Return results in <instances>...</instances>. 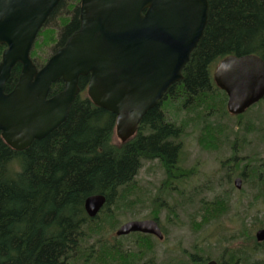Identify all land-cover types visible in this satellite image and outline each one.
<instances>
[{"label": "trees", "instance_id": "1", "mask_svg": "<svg viewBox=\"0 0 264 264\" xmlns=\"http://www.w3.org/2000/svg\"><path fill=\"white\" fill-rule=\"evenodd\" d=\"M79 2L74 0L69 6L70 17L59 19L58 38L55 29L45 24L39 31L30 52L37 67L48 58L39 61L38 53L48 46L53 53L78 29ZM63 3L59 1L46 22ZM208 4L203 33L182 69V79L146 111L136 133L125 142L116 140L115 115L88 97V76L79 77V93L66 119L45 137L33 140L23 150H14L0 135V264H159L150 251L153 243L149 236L127 235L132 236L133 247L128 249L122 247L120 237L103 238L104 233L116 230L119 216L127 210L145 207L144 199L134 200L143 188L135 179L143 163L158 160L167 182L184 179L192 171L179 164L183 139L193 131H198L196 141L201 150L219 151L227 144L231 154L242 151L249 135L256 134L251 122L254 117L245 125L242 122L246 112L261 100L243 114L230 115L226 94L214 83L213 71L229 55L255 54L264 60V0H208ZM3 48L0 45V58ZM20 68L18 63L12 68L6 91L16 83ZM63 85L62 80L51 84L49 95L62 90ZM226 117H235L236 124L229 127L223 123ZM190 126L193 131H188ZM245 160L246 180L255 190L253 202L264 201V157L250 152ZM239 164V160L227 158L223 166L228 167V177L231 171L239 174ZM95 194H102L105 202L91 218L83 205L86 197ZM159 198H149L157 209ZM214 204V208L209 206L213 214L196 229L226 212L227 203ZM252 221L241 222L245 237L222 234L218 240L221 247L235 240L242 242L230 249L224 246L216 257L210 246L198 245L195 255L206 260L183 255L166 264H203L209 259L219 264H264V242H257L253 233L264 223L257 218Z\"/></svg>", "mask_w": 264, "mask_h": 264}, {"label": "water", "instance_id": "2", "mask_svg": "<svg viewBox=\"0 0 264 264\" xmlns=\"http://www.w3.org/2000/svg\"><path fill=\"white\" fill-rule=\"evenodd\" d=\"M60 0H0V135L14 150H23L65 119L79 93L78 80L88 76L87 95L115 115L121 142L132 137L146 111L182 79V69L200 39L208 0H80L79 26L64 44L37 67L30 57L36 37ZM20 64L14 86L6 91L11 70ZM63 89L49 96L51 84ZM226 94L231 115L244 113L264 97V60L255 54L229 55L213 72ZM236 186L240 179H235ZM102 194L84 200L95 217ZM161 238L154 220H129L116 229ZM264 241V228L255 232ZM207 264H217L210 260Z\"/></svg>", "mask_w": 264, "mask_h": 264}, {"label": "rangeland", "instance_id": "3", "mask_svg": "<svg viewBox=\"0 0 264 264\" xmlns=\"http://www.w3.org/2000/svg\"><path fill=\"white\" fill-rule=\"evenodd\" d=\"M73 2L74 0H64L63 6L56 11L54 16L49 21L45 23L46 27H52L55 29L57 38L59 37L61 31L59 19L71 16L69 6L72 5ZM51 53L52 48L51 46H48L42 52L38 53L39 61L49 57ZM182 115H184V113H181L180 116ZM250 118L256 128V134L249 135V140L247 139V142H245L242 146V151L237 153L238 158L245 157V155H249L250 152H257L260 157H264V99L246 112L242 123L245 125L248 121H250ZM222 122L226 123L229 127H232L236 124V119L235 117H226L222 119ZM188 131H193L191 130V126L188 127ZM192 133L193 134H190L183 139V153L179 163L183 168L191 169L192 174L181 180L173 178L172 182L186 183L188 185V190L199 192L196 198L204 197L207 200L217 196H224L228 193L226 189L232 188L234 191L235 187H230L228 185L224 186L225 183L228 182H231L232 184L233 178L236 177V174L232 171L228 177V167L223 166L224 163H226L227 158L231 155L229 145L224 144L219 151H204L199 148L196 141L198 131H193ZM116 140L119 139L116 137ZM233 171H236L235 168ZM135 179L139 187L143 188L141 190L142 192H138L137 196L134 197V200L139 198L144 199L145 207H136L127 210L124 215L119 216L121 222L120 224L129 220L145 219L147 215L152 217L153 214L158 213L159 209L151 205V201L149 199L151 195L154 197H165L166 195V198L170 203L169 205H173L177 200L176 197H172V195L164 189L163 184L167 182V180H165L166 176L163 167L158 160L143 163ZM219 183H224V185L218 186ZM206 185H211L215 188L213 193L204 190V186ZM216 185L218 187H216ZM240 188H242L246 193L245 204L243 200L239 202V198L242 196L238 195V192L236 194H232L233 192L230 190V210L227 211L229 208V206H227L226 212L223 213L222 216L216 220V222L205 224L198 231H190L188 228L189 217L186 214L191 212L190 208L185 209L180 214L178 217L180 227H177L176 229L174 224H172V221L174 222L176 218L175 220L173 218L171 219V216L168 215V213L164 216V210L159 212V218L163 220L164 227L167 232V239L163 243L156 242V248H154L155 261L159 264H166V261L163 262V257L165 259L170 256H173L172 258H178L184 250L191 251L192 245L195 243H198V245L203 247L206 245L210 246L213 258L224 250V246H228V249H230L231 247H235L236 244L241 243L242 240H235L231 242L232 244L222 243L223 247H221L218 240L221 238L222 234L227 233L228 231L236 232L240 227V220L241 222L244 221L245 223H251L253 222V219L257 218L259 221L264 223V201L253 202L255 190L252 183L247 180H242ZM246 225L249 226L248 224ZM250 228H252V226ZM254 232L255 230L253 233ZM126 236L127 235L120 237L122 247L124 249L133 248L131 239L132 236ZM105 237L112 240L113 237H116L115 230L104 233L103 238ZM91 242L92 240L88 241V243ZM181 249L182 252L179 251ZM170 262L173 261L171 260Z\"/></svg>", "mask_w": 264, "mask_h": 264}, {"label": "flooded vegetation", "instance_id": "4", "mask_svg": "<svg viewBox=\"0 0 264 264\" xmlns=\"http://www.w3.org/2000/svg\"><path fill=\"white\" fill-rule=\"evenodd\" d=\"M229 158H231V160L233 162L239 160L240 170L238 172L239 174H237L236 177L233 178L232 184H231V182L225 183V185H224V183L223 184L219 183L218 186H222V185L226 186V185H228L230 187H235L234 191L232 190V188L231 189H226L228 191V193L225 194L224 196H217V197H214V198H212L210 200H207L204 197L196 198V196H198L199 192L198 191H190V190H188V188H187L188 185L186 183L165 182L163 184L165 191L169 192L172 195V197L173 196L176 197L177 200H176V202L173 205H169L170 203L168 202V199L166 198V195H165V197H160L159 198V212L164 210V212H165L164 216H165V214L167 215V213H168V215L171 216V219L173 218L175 220V218H176V220L174 222L172 221V224H174L175 229L177 227H180V224L178 223V217L180 216V214L185 209H188V208L191 209V212L186 214L189 217V219H188V223H189L188 228H189L190 231H195V230L198 231L199 229H201L202 227L197 228V229H196V227L199 225V223L201 221H204L205 218H207L209 215L213 214L214 211L212 212V211L209 210L210 204H211L210 208H214V205H215L214 203H216V202L221 203V204L222 203H227L229 208H228V210L227 209L226 210L229 211L230 207H231V205L229 203L230 198H231L230 190L233 192L232 194H234V193L236 194L238 192L237 194L242 196L241 198H239V202L243 200V202L245 204V194L246 193L244 192V190L242 188H240L242 180H246V177H247V174H246V168H247L246 166L247 165H246L245 157L238 158L237 154L233 153V154H231L229 156ZM236 178L240 179V183H239L238 186H236L235 183H234V180ZM176 179L181 180L182 178H176ZM218 186L216 185V187H218ZM214 189L215 188L213 186H211V185L210 186L209 185L204 186V190L209 191L211 193H213ZM209 201H211V202L208 203ZM200 205L201 206L205 205L206 208L201 210V208L199 209ZM239 205H240V203H239ZM208 210H209V212H208ZM159 212L154 214V215H152V217L145 218V219L156 221V223L158 224V227L160 229V232H161V238H158V237H156V236H154L152 234H149V233L143 234V235L149 236L148 238H149L150 242L153 243L152 246L150 247V251L152 249L153 250V254H154V248H156V242L157 243L158 242L159 243H163L167 239V232L165 230L163 220L161 218H159ZM213 222H216V221L215 220H210L206 224L213 223ZM239 223H240V227H239V229L236 232L235 231L234 232L228 231L225 234H227L230 237H234V235L241 234V236H239V237H245V231H240L241 230V226H242L241 225V220H240ZM130 234H132V233H130ZM254 234H255V232H254ZM197 246H198V243L193 244L191 251L184 250L183 253H181V256L178 257V258H172L173 256H170V257L165 259L163 257V262H165V261L166 262L167 261L170 262L171 260L173 262L178 261V259H181L183 255L186 258L190 257L191 260L194 259V260L200 261V262L206 260L204 257H199V256L195 255V251L197 250ZM168 250H171V249H168ZM179 251L182 252V249L179 250ZM165 255H167V254H165ZM173 259H175V260H173ZM209 260H207L203 264H207V262Z\"/></svg>", "mask_w": 264, "mask_h": 264}, {"label": "clouds", "instance_id": "5", "mask_svg": "<svg viewBox=\"0 0 264 264\" xmlns=\"http://www.w3.org/2000/svg\"><path fill=\"white\" fill-rule=\"evenodd\" d=\"M259 257H257V259H258Z\"/></svg>", "mask_w": 264, "mask_h": 264}]
</instances>
